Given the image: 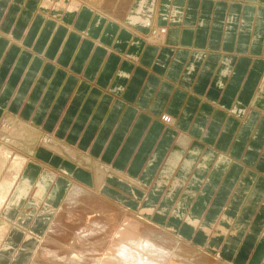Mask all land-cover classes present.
<instances>
[{
    "label": "crops",
    "instance_id": "0c3cea01",
    "mask_svg": "<svg viewBox=\"0 0 264 264\" xmlns=\"http://www.w3.org/2000/svg\"><path fill=\"white\" fill-rule=\"evenodd\" d=\"M43 1L0 0V120L17 114L97 157L115 177L119 172L137 181L117 176L102 190L130 208L140 200L142 207L150 199L156 203L172 174L168 164L176 166L182 153L175 176L184 177L186 186L177 195L195 190L184 209V231H212L211 243L220 235L227 250V239H234L224 232L240 223L237 242L253 238L262 247L264 0H151L143 13L136 9L139 0H128L118 22L131 38L147 39L155 26L167 31L158 35L163 44L149 40L141 49L122 51L100 40L118 1L100 10L105 20L97 37L87 33L93 12L64 23L52 13H67L45 12ZM173 4L182 15L171 17ZM163 114L175 122L165 124ZM179 135L189 138L188 147L176 144ZM44 150H38L45 159L40 162L91 182L90 173L72 169L70 159Z\"/></svg>",
    "mask_w": 264,
    "mask_h": 264
},
{
    "label": "rangeland",
    "instance_id": "374dc122",
    "mask_svg": "<svg viewBox=\"0 0 264 264\" xmlns=\"http://www.w3.org/2000/svg\"><path fill=\"white\" fill-rule=\"evenodd\" d=\"M101 1L102 0H84V1H81L83 3V5L81 3H77L75 5L74 9L78 11L77 13H70V12H69L70 14L67 12H65V13H67V15L70 18L72 16H75V17L79 16V17H81V19H88L91 16V12H88L89 15H86L84 11H82V13H79V9L81 7H83L84 5H87L89 3H93V4H95V6L98 7V8H96L97 10H99V11L103 10V8H101L100 4H99V2H101ZM116 1H118L119 4L123 3V0H116ZM70 3H72L71 0H70ZM115 5H117V4L115 3ZM125 5H127V4H125ZM136 9H139L140 10L139 12L141 13V11H142L141 4H139V6ZM173 9H175L177 11V13L174 12V15L171 17L182 15L179 8L173 7ZM41 10L45 11L43 7ZM54 10L56 11L57 9H54ZM117 11H118V8L115 10V12H117ZM166 12L167 11H165L161 14L163 20L169 14ZM93 14H95V18H94L92 26L89 28L87 33L89 35H92V36L96 35V37H97V34H98L99 30L101 29L102 25L104 24L105 19H104V15L102 13H101L102 15L98 14V13H93ZM61 15H62L61 13L54 14V16L59 17V18ZM130 15L131 14H129V16ZM43 16H45V15L43 14ZM47 16L48 15H46L45 17H47ZM99 16H101V17L99 18ZM109 16H110V18H108V20H107L106 29L102 33L103 36L100 39L101 42L103 40L105 43H108V42L111 43V45L113 46L112 48L117 49L118 51H122L121 49H119L122 47H124V48L129 47V46H130L129 48L136 47L134 45L135 39L139 38V36L134 35L131 38L130 32L127 31L125 26L122 24L124 19L122 21L118 22V18H120V17H117L116 15H112V14H110ZM132 18L131 19L133 21H135L137 19L135 17H132ZM98 19H101V21H98ZM166 27L167 26H159V27L155 26V28L154 27H153V29L151 28L153 33L147 39L142 38L143 43L141 45H144V43L149 41V40L151 43L158 42V43L163 44L164 40L158 39V36H156V35L157 34H165L167 31ZM159 30H161L160 33H158ZM162 31H164V32L162 33ZM40 32H41V30H39L38 34ZM153 37L155 38V40L152 39ZM44 46H46V45L43 44L42 50L44 49ZM138 46H140V45L137 44V47ZM141 48H142V46L138 47L137 49H141ZM120 53H122V52H120ZM87 57H88V55H87ZM87 57H86V59H87ZM70 94H69V96H70ZM68 98H67V100H68ZM165 115L166 114H163L161 116V120L165 124H168V122L166 123L164 121ZM2 117L3 118L0 120V135L3 134L2 138H4V136H6V135H10V132L12 130L9 132H5L4 129H5V126H8L9 124H11L14 119H20V120L24 121L17 114H4V116H2ZM24 122H26L30 126V128L27 130V132L29 134L27 133L26 139H22V136H18L17 139H19L20 144H19V147H14V149H16V153L21 152L24 155H28V156L32 157L39 165L40 164L45 165L43 162L39 161L41 159V157L37 153H38V150H40V148H43V149H47L44 151L49 152V154L52 156V158L54 157L55 153L52 151H49L51 148L49 146H46V144L44 142L45 136L46 135L51 136L52 132H49V131H47L41 127H38V126L36 127L27 121H24ZM5 124H7V125H5ZM52 136H54V135H52ZM54 137H56V136H54ZM181 137L182 136L179 135L175 138L176 144L180 145V146H182L181 139H180ZM57 139H59L60 141H62L64 143L70 144L66 139L65 140H63L61 138H57ZM74 145H76V144H74ZM71 146L78 150V148L76 146H73V145H71ZM183 148H185V147H183ZM80 153L81 154H78V156L80 158L73 159V157H70V156L68 158L69 159L72 158L75 161L74 163L77 165L81 164L83 170L90 173V175L92 177V179H91L92 183L87 182L85 180H84V182H83V180L82 181L76 180L74 177H72V175H67V174L66 175L64 174V175L69 180V182L79 183V184L85 186L87 189H90V190H86V192L84 191L83 193L79 194V196L77 198H74L73 201H72V198L69 199L70 201L65 200L63 205L61 207H58L56 209V211L54 209L55 206L49 202L48 199L50 197L47 195L46 192L44 193V195L39 196L35 191H33V190L29 191L28 190L29 191L28 193L27 192L23 193V194L26 193L24 195L25 197L19 198V200H21V202H19L20 203V209L18 211V214L21 211L22 212L14 220H12L11 215L4 216V214L1 215V213H0V232L5 233V231H7V229L10 228L9 232L6 234V238H5L6 243L2 244V246L4 245L6 247H2V246L1 247L3 249L5 248L4 251H7L9 249V247H11L9 249V251L6 252V256L3 259H0L1 264H12L13 262H15L16 260H18L19 258H22V257L26 258L25 263H18V262H16V263H18V264H31V263L32 264H35V263L44 264V261H45V264H46V262H49V264H50V262L52 260H55V255L57 254V252L59 253V255L57 257H59L60 255H63L60 257V259L61 260L66 259L67 263H69L71 261V258L73 256H75L74 259H77V258H79L80 255L81 256L84 255L90 259L91 258L90 256L97 254L101 250H102V252H100V253H103V250L105 248L106 249L108 247L114 248L117 246L119 241L126 240V239L128 240V235L126 234L125 228H127L128 222L132 223L133 221H136V220H137L136 222L137 223L139 222L140 225H142V227H153L152 228L153 230L154 229L155 230H163L171 238L177 237L176 235H180L181 237L184 238V240L187 241V243L189 242L194 247L198 248L199 250L196 249L197 252L202 253L203 251H206L208 254H210V256L207 254L206 255L209 256L212 260L214 258H216L215 256L217 255V253L220 252V253H223L222 254L223 260H225V262L228 264H264V256H263L264 255V245L262 247L258 248L260 243H257V240H254L253 238L249 242H247L248 244H246V245H241V241L237 242L238 240L233 242L232 240L227 239V242L229 243L230 248L226 250L225 248H227L228 246H226L225 248L221 247V245H222L221 240L222 239L220 238V235L216 236L218 239H216L215 243H211V241L213 240V238L211 239V237H213V235H214L212 231L198 232L197 228L194 227L191 232H189V231L185 232L184 231L185 222L183 223L185 215L181 216L182 219L180 220V222H177L178 227L177 228L175 227L176 225L173 222L177 221V218H178L177 214H179L178 209H181V211L182 210L184 211L185 207L182 208L183 205H181L179 203L180 201H182L181 200V194L177 195V197H176V195L170 194L169 192H167V190L170 188L173 181L181 179L177 175L175 176V173L178 172V170L180 169V167L183 164L182 158H183L184 154L180 153L178 161L176 163V166H175V162H173V161H170L171 163L168 164L167 168H169L172 171V174L169 178L165 179L166 184L163 186V188L160 189L163 192L160 193V195H159L160 197L157 199L156 203L150 201V203L148 204V205L152 206L151 209L153 211L152 210L151 211L153 212V214L148 216V217H144V216L139 214L142 211L141 209L145 206L144 205L142 207L141 200L135 202L136 206H134V207H136V208H130V207H127L126 205H124L123 203L122 204L124 207L121 205L117 206L116 204H113L111 202L109 203L108 201L106 202V200H104L103 198H100L97 194H95L92 191L95 188L94 181H95L96 174L98 175L97 169L99 167V164L103 163V162L101 160H98L97 157H94V158L91 157L88 153H83L82 151ZM83 155H87L90 158V160L89 161L86 160V156L83 157ZM12 156L10 154V157H8V158H11ZM62 157L65 158L64 156H62ZM41 160L45 162V159H41ZM200 160H201V155L199 157V160L196 162V164H199ZM7 163L8 164H6V165H2V168L0 170V180H1V178L3 179L4 177H6L8 175L7 172H9V171H10L9 173L12 175V177L14 179L16 177V179L19 180V178H20L19 175L21 174L22 169L26 166V160L16 158L15 160L11 159V161L7 160ZM16 166L19 167L18 170L13 169ZM45 166L50 168L53 171H56V170L52 169L50 165H45ZM186 168H188V167L186 166ZM5 171H6V173H5ZM3 173H4V175H3ZM2 176H4V177H2ZM49 181H51V179H49ZM160 181H162V179ZM72 185L70 184V186H68V188L66 190L67 194H68L69 190L71 189ZM185 186H186V183H185V185H183V188ZM148 187L150 188V186H148ZM166 192H167L168 197L169 196L173 197L171 200H169V202L172 203V206L170 205V203H168V201H167V203H165L163 200ZM178 192H177V194H178ZM35 197H36V199H35ZM98 197H99V199H98ZM27 199H29V200H27ZM32 199H33V201L30 204V206L34 203V207L31 210H27V209H29L28 206H29V203ZM82 199H84V200H82ZM113 201L118 203V204H121L118 201H115V200H113ZM72 202H74V203H72ZM43 203L45 205H43ZM90 205H92V206H90ZM173 205L180 206V207L176 208L174 206V208H173ZM24 206H25V208H24ZM59 206H60V204H59ZM22 207H23V209H22ZM92 207H94V208H92ZM35 208H36V210H35ZM148 208L150 209V207H147V210H148ZM130 210H132L133 212ZM138 211H140V212L138 213ZM175 211H178V212H175ZM50 212L51 213L53 212V213L51 214ZM85 212H87V214L89 213L90 215L85 214ZM40 213H41V215H40ZM47 215L49 217L51 215L52 216L48 220L46 226L43 227V229L38 230V227L36 226L38 223H36V222H39L42 217L44 219V217H46ZM94 215H96V216H94ZM122 215H124V216H122ZM31 216H33L32 219H30ZM129 216H131V217H129ZM18 217L21 218V220H20L21 223L19 222ZM78 218H80V219H78ZM92 218H94L93 221H90ZM143 218H147L150 223L153 222V223H151L152 225L149 223H146V220H144ZM170 218H171V220H170ZM249 218L251 220V219H254L255 216L253 214H251ZM66 221L68 224L66 223ZM69 221L70 222L76 221L73 224H76L78 222L83 221V223H85V224H83L82 226H80L81 228L76 230V229H71V223L72 222L70 223ZM168 221H170V223H167ZM120 222H122L121 225H120ZM69 223H70V225H69ZM170 229H172V230H170ZM69 230H71V232ZM2 236H3V234L0 236V243L3 239ZM60 238L61 239L66 238V240H67L66 250H63V249L61 250L60 242H59V244H57V240L59 239V241H60ZM187 243H185V245H187ZM217 243H218V247L215 248L214 245ZM55 244H57L58 246ZM50 245L52 246V248H50L51 247ZM188 246H189V244H188ZM91 249H93L94 251L91 252L90 251ZM1 251L2 250H0V256L2 255ZM95 251H96V253H95ZM100 253H98V254H100ZM96 256H101V255H96ZM16 263H14V264H16Z\"/></svg>",
    "mask_w": 264,
    "mask_h": 264
},
{
    "label": "bare ground",
    "instance_id": "6f19581e",
    "mask_svg": "<svg viewBox=\"0 0 264 264\" xmlns=\"http://www.w3.org/2000/svg\"><path fill=\"white\" fill-rule=\"evenodd\" d=\"M71 1H72V3H70V0H44L42 2V7L45 10L46 9L47 10H54V9L62 10L63 9V11H65L67 13H69V12L70 13H77L78 11L74 9L75 5L77 3H81L83 5V3L81 1H84V0H71ZM110 1H112V0H102L101 2H99L100 7L103 8L104 10H106L108 8V4L110 3ZM127 1L128 0H123V3L114 5L113 14L112 15H116L117 17H120V15H121L122 19H124V16L126 15L125 8L127 9L125 4H126ZM138 2H141L140 3L141 6H142L141 13H143V11H145L148 3H150L151 0H139ZM173 7H174V4H173ZM173 7H172V9H173ZM96 8H98V7L95 6V4L89 3V4L84 5L83 7H81L79 9V12L81 13V11H84L86 15H89L88 12L101 14V13H99L101 11L97 10ZM117 8H118L119 11L121 10L120 13H118V11L115 12V10ZM174 12L177 13V11L175 9H173L172 13H171V16L174 15ZM52 15L54 16L53 13H52ZM64 16H65V18H64ZM100 17L101 16H99V18ZM74 18H75V16H72L70 18L68 15H65V14L60 16V19L65 21L64 23L70 22ZM132 19H131V21H133ZM138 20L139 19H136L135 21H138ZM98 21H101V19H98ZM160 31L161 30H159L158 33H160ZM163 32L164 31H162V33ZM158 35L159 34H157L156 36H158ZM152 39L155 40L154 37ZM142 43H143L142 42V38H140V37L136 38L135 39V43H134V45L136 47H133V48L137 49L138 47L143 46V45H141ZM137 44H139L140 46L137 47ZM132 52H134V51H132ZM263 76L264 75H262V77ZM261 90L263 91L264 87L263 88L261 87ZM262 98L263 97L260 96L259 102H260V100ZM252 100H253V98H252ZM252 115H251V117H252ZM253 118L254 117H252V119ZM164 121L166 123L168 122V124H173L175 122L174 118L171 117L168 114H166L164 116ZM5 125H7V124H5ZM29 128H30V126L26 122H24V121H22L20 119H14L13 122L11 124H9L8 126H5V129H4L5 132H9V131L12 130L10 132V135H6V136H4V138H2L3 134L0 135V170L2 168V165L8 164L7 160L11 161V159L15 160L16 158L26 160V166L22 169V172L19 175V177H20L19 180H17L16 177H15V179H16L15 180L12 177V175L9 173L10 171L7 172L8 175L6 177L2 176L4 178L3 179L1 178V180H0V211H1L0 213H1V215L4 214V216L11 215L12 216V220H14L19 215L18 214V211L20 209V203L19 202H21V200H19V198L25 197L24 195L26 193L23 194L24 192L28 193L29 191L33 190L39 196L40 195H44V193L46 192L47 195L50 197L48 199L49 202L52 203L55 206L54 209L56 211V209L58 207H61L63 205L65 200L66 201L67 200L70 201L69 199L72 198V201H73L74 198H77L79 196V194L83 193L84 191L86 192V190H90V189H87L85 186H83V185H81L79 183L69 182V180L63 175V173L57 172V171H53L50 168L46 167L45 165L40 164V165L43 166V168L41 169L39 164L32 157H30L28 155H24L21 152H17L16 153V149H14V147H19V144H20V141H19V139H17V137L18 136H22V139H26V135L28 133L27 130ZM197 134H199V133H197ZM197 136H199V135H197ZM180 139L182 141V145L185 146V147H188L189 138L187 136L183 135ZM44 142H45L46 146H49L51 148L49 151H52V152L55 153L54 157H59L57 155H60V156L62 155V156L65 157V159L66 158L69 159L68 158L69 156L73 157V159L80 158L78 156V154H81L80 153L81 151L79 149L77 150L76 148L72 147L70 144L64 143V142L60 141L59 139H57L54 136H47L46 135ZM42 153H44V152H42ZM10 154H11V156L12 155L13 156L11 158H8V157H10ZM84 156H86V160H88V161L90 160V158L87 155H83V157ZM73 159L71 158L69 161H72L74 163L75 161ZM72 167H73L72 169H74V170H78V171L83 170V169H81V167H82L81 164L77 165V164L74 163V165L72 164ZM63 168H66V167H63ZM13 169L14 170H18L19 167L16 166ZM111 171L112 170L110 169L109 166H107L104 163H100L99 167L97 169L98 175L96 174L95 181H94L95 188L93 190L92 189L91 190L95 194H97L100 198H103L104 200H106V202L108 201L109 203L111 202L113 204H116L117 206H120V205L123 206L122 203L118 204V203L114 202L111 198H109L108 196H106L103 193L102 190H103V187L105 186L104 185L105 181L106 180L116 181L117 176L120 177L122 179V181L128 180V181L134 182V183H137V181L127 177L124 174H121V173L119 174V172H116V171L115 172L117 174H119V175H116V177H115L114 176L115 174H113V172H111ZM72 172L74 173V171H72ZM5 173H6V171H5ZM3 175H4V173H3ZM180 178L181 179H179V180L173 181L172 185L167 190V192H169L170 194L177 195V192L183 188V179H184V177H180ZM35 179H36V181H34ZM49 179H51V181H49ZM121 179H119V180H121ZM211 182H212V180H211ZM70 184L71 185L73 184V185H72L71 189L69 190V192L67 194L66 190H67L68 186H70ZM157 191H159V190L157 189ZM167 192L165 193V197H164L163 200H164L165 203H167V201H168V203H170L169 200H171L173 197L172 196L168 197ZM185 192H186L185 195L181 198L182 201L179 202L181 205H183V207L181 206L182 208L186 207V204L189 201V198H191V196H193L195 190L192 187V188H187L185 190ZM99 197H98V199H99ZM35 199H36V197H35ZM27 200H29V199H27ZM82 200H84V199H82ZM32 201H33V199L30 201L29 206H28L29 209H27V210H31L34 207V203L30 206ZM150 201L154 202L151 199L147 200L145 206L141 209L142 211L141 212L138 211V213L140 212L139 213L140 215H142L144 217H148V216L153 214V212H152L153 210L151 209L152 206L148 205L150 203ZM74 202H72V203H74ZM238 203H239V201H238ZM59 204H60V206H59ZM43 205H45V204L43 203ZM170 205L172 206V203H170ZM90 206H92V205H90ZM174 206L176 208L180 207V206L173 205V208H174ZM147 207H150V209L148 208V210H147ZM24 208H25V206H24ZM92 208H94V207H92ZM22 209H23V207H22ZM35 210H36V208H35ZM130 211H132V210H130ZM178 211H179V214H177L178 218H177V221H175V222H178L180 220L181 216L184 213V211L183 210L181 211V209H178ZM178 211H175V212H178ZM87 212H85V214H87ZM40 215H41V213H40ZM87 215H90V214L88 213ZM94 216H96V215H94ZM122 216H124V215H122ZM32 217L33 216H31L30 219H32ZM50 217L47 215L46 217H44V219L42 217L39 222H36V223H38L36 225L38 227V230H41V229H43V227L46 226V224H47L48 220L50 219ZM129 217H131V216H129ZM78 219H80V218H78ZM93 219L94 218H92L90 221H93ZM143 219L146 220V223H149V224L153 223V222L150 223L147 218H143ZM170 220H171V218H170ZM136 221H133L132 223L128 222L127 228H125L126 229L125 230L126 234L128 235V240L126 239V240L119 241L116 247H114V248L108 247L107 249L105 248L103 250V253H100V252H102V250H101L100 252H98L100 254L97 253V254H95L93 256H90L91 257L90 259L88 257L84 256V255H82V256L80 255L79 258H77V259H74L75 256H73L69 263H67L66 259L65 260L64 259H62V260L60 259V257L63 256V255H60L59 257H57L59 255V253L57 252V254L55 255V260H52L50 262V264H228V263L225 262V260H223V255H222L223 253H220V252L217 253V255L215 256L216 258H214L212 260L209 257L210 254H208L206 251H203L202 253L201 252H197L196 249H198V248L194 247L189 242L187 243V241L184 240V238L181 237L180 235H176L177 237L171 238L163 230H155V229L153 230L152 229L153 227H142V225H140V223L139 222L137 223ZM189 221H191V220H189ZM74 222H76V221H73L71 223V229H76L77 230V229L81 228L80 226L85 224V223H83V221H81V222L77 221L78 223L73 224ZM66 223H67V221H66ZM70 223H69V225H70ZM121 224H122V222H120V225ZM192 224H194V223H192ZM175 225H178V224H175ZM240 225H241L240 223L238 225H236V228H234V231L224 232L225 236H227V238H231L232 237L234 239V241H237L239 239L238 233L240 231V228L242 227ZM220 229H222V228L220 227ZM9 230H10V228L7 229V231H5V233L0 232V236L3 234V236H2L3 239H2V241L0 243V250H2L1 251L2 255L0 256V259H3L6 256V252H8L9 249L11 248V247H9V249L7 251H4L5 248L4 249L2 248V247H6L4 245L2 246V244L6 243L5 242V240H6L5 238H6V234L9 232ZM170 230H172V229H170ZM69 231L71 232V230H69ZM59 242H60L61 250L62 249L66 250V246H67L66 238H64V239L60 238V241L58 239L57 240V244H59ZM185 243H187V245H185ZM57 244H55V245H57ZM188 244H189V246H188ZM50 248H52V246ZM90 251L92 252L94 250L91 249ZM95 253H96V251H95ZM206 254L209 255V256H207ZM96 255H101V256H96ZM25 259L26 258H23V257L19 258L18 260H16L12 264H14L16 262L25 263ZM18 263H16V264H18ZM0 264H1V261H0ZM35 264H37V263H35ZM44 264H45V261H44ZM46 264H49V262H46Z\"/></svg>",
    "mask_w": 264,
    "mask_h": 264
}]
</instances>
